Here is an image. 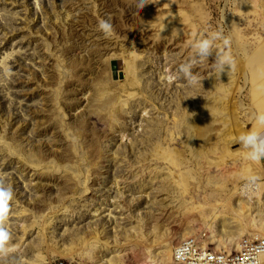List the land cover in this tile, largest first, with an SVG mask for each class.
Masks as SVG:
<instances>
[{"label":"rangeland","instance_id":"1","mask_svg":"<svg viewBox=\"0 0 264 264\" xmlns=\"http://www.w3.org/2000/svg\"><path fill=\"white\" fill-rule=\"evenodd\" d=\"M131 4L0 0V178L15 193L16 250L0 264H172L191 233L233 248L264 236V186L233 194L245 170L264 185L263 161L235 143L264 110V0ZM219 28L234 71L205 64L202 86L170 82L194 34Z\"/></svg>","mask_w":264,"mask_h":264},{"label":"clouds","instance_id":"2","mask_svg":"<svg viewBox=\"0 0 264 264\" xmlns=\"http://www.w3.org/2000/svg\"><path fill=\"white\" fill-rule=\"evenodd\" d=\"M150 3H154V0H132L130 6L134 5L137 10H141ZM96 31L100 32L105 39H110L115 34L113 24L107 19L98 20ZM188 47L190 49L188 56L178 65L175 72L169 75L170 82L182 79L189 87L202 86L201 82L205 77L200 72L194 73L193 70L201 68L205 64H208L211 72L219 77L226 71V68L230 69L228 73L235 69L236 62L231 52V36L226 35L223 28L204 29L198 35L194 34ZM213 54L214 60L209 64V58L213 57ZM258 72L264 76V68L258 69ZM11 74V69L8 68L5 75L11 76ZM257 91L264 93V84L257 85ZM251 119L252 127L240 134L235 143L240 145L239 150L242 151L244 160L258 163L264 161V110L253 112ZM239 179L242 181L239 195L249 200L253 199L264 186L261 183V177L250 170L242 171L239 174ZM14 196L12 185L0 178V260L9 257L16 251L10 247L12 236L6 227ZM230 243L235 244L236 240H232ZM191 248L192 242L184 241L176 249V258L180 264H183L184 260L192 255ZM246 256L248 257L246 264H264V242L249 247Z\"/></svg>","mask_w":264,"mask_h":264},{"label":"built area","instance_id":"3","mask_svg":"<svg viewBox=\"0 0 264 264\" xmlns=\"http://www.w3.org/2000/svg\"><path fill=\"white\" fill-rule=\"evenodd\" d=\"M184 241L192 242V255L185 259L183 264H246L248 248L264 242V236L245 235L241 240V246L233 248L219 243L216 239L211 240L210 232L205 230L182 239L174 246L172 264H180L176 258V249ZM47 264L81 263L75 259L59 257L50 260Z\"/></svg>","mask_w":264,"mask_h":264},{"label":"bare ground","instance_id":"4","mask_svg":"<svg viewBox=\"0 0 264 264\" xmlns=\"http://www.w3.org/2000/svg\"><path fill=\"white\" fill-rule=\"evenodd\" d=\"M130 68L132 69L133 68V66L132 65H130ZM235 182H237V181H235ZM239 189H240V187H239ZM233 194L235 195V194H239V190H237V188H234V192H233ZM260 195V191L258 192V194L256 195V196H259ZM228 204H230L231 205V202H230V199L228 200V201H226ZM242 207V209H245L246 207H247V204H243V205H241ZM231 210L233 211V212H235L236 214H238V216L239 217H244V215H243V213L241 214V213H239V212H237V211H235L232 207H231ZM212 227H213V225H212ZM251 229V227L249 228V230ZM211 230L213 231L214 229L213 228H211ZM190 235H194L193 233H191ZM189 235V236H190ZM244 234H241V240H242V236H243ZM176 245V244H175ZM238 247H240L241 246V242H239L238 243V245H237ZM237 247V248H238ZM174 249V248H173ZM72 255V254H71ZM172 255H173V251H172ZM62 256H70V253L69 252H67V251H65V252H62ZM165 262H166V264H170V262L168 261V260H164ZM171 261H172V259H171ZM101 263H103L104 264V262L102 261ZM111 264H114V263H111Z\"/></svg>","mask_w":264,"mask_h":264},{"label":"water","instance_id":"5","mask_svg":"<svg viewBox=\"0 0 264 264\" xmlns=\"http://www.w3.org/2000/svg\"><path fill=\"white\" fill-rule=\"evenodd\" d=\"M122 65H121V62H117V63H115V67H121Z\"/></svg>","mask_w":264,"mask_h":264},{"label":"crops","instance_id":"6","mask_svg":"<svg viewBox=\"0 0 264 264\" xmlns=\"http://www.w3.org/2000/svg\"><path fill=\"white\" fill-rule=\"evenodd\" d=\"M263 164H264V161H263Z\"/></svg>","mask_w":264,"mask_h":264}]
</instances>
